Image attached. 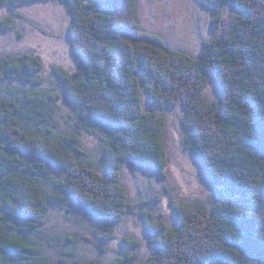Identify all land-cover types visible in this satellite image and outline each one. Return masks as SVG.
Masks as SVG:
<instances>
[{
    "label": "trees",
    "instance_id": "obj_1",
    "mask_svg": "<svg viewBox=\"0 0 264 264\" xmlns=\"http://www.w3.org/2000/svg\"><path fill=\"white\" fill-rule=\"evenodd\" d=\"M36 1L0 0V9ZM58 1L70 15L75 70L52 63L47 82L39 55L0 53V264H264V0H201L213 36L197 56L144 30L139 0ZM13 28L0 18V30ZM169 107L182 112V142L212 190L196 208L177 209L176 227L146 214L158 248L138 261L139 242L116 233L133 210L123 166L166 177ZM84 132L100 139L101 161ZM57 213L102 242L120 240V254L81 256L77 235L54 234Z\"/></svg>",
    "mask_w": 264,
    "mask_h": 264
},
{
    "label": "rangeland",
    "instance_id": "obj_2",
    "mask_svg": "<svg viewBox=\"0 0 264 264\" xmlns=\"http://www.w3.org/2000/svg\"><path fill=\"white\" fill-rule=\"evenodd\" d=\"M138 11L144 30L159 33L172 46L193 56H197L204 41L213 36L212 12L201 0H139ZM4 17L12 18L14 28L8 32L0 30V53L30 51L39 55L45 63L47 82H55L52 63L64 66L69 71L77 68L78 59L68 35L70 15L64 3L44 0L16 8L7 6L0 9V18ZM217 91L218 82L211 73L208 92L215 95ZM62 111L71 113L67 106ZM162 113L167 120L169 164L166 177L155 170L129 162L124 164L122 172V182L128 190L133 210L116 225V233L120 237L128 236L139 242L136 247L138 261L147 260L158 248L145 224L146 214L152 213L154 220H163L168 226L176 227L177 209L196 208L209 198L212 190L202 162L182 142V112L169 107L163 109ZM82 140L91 158L101 161L103 154L100 139L84 132ZM50 221L55 227L56 237L61 233L62 237L77 238L76 249L83 257H101L109 262L122 250L120 240L102 242L92 226L65 218L60 213L53 214ZM75 231L84 232L93 242L83 239ZM51 255L56 257L54 253Z\"/></svg>",
    "mask_w": 264,
    "mask_h": 264
}]
</instances>
